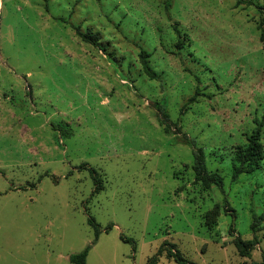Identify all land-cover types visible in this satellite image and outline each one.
I'll return each mask as SVG.
<instances>
[{"label":"rangeland","instance_id":"1","mask_svg":"<svg viewBox=\"0 0 264 264\" xmlns=\"http://www.w3.org/2000/svg\"><path fill=\"white\" fill-rule=\"evenodd\" d=\"M244 1L0 0V264L89 245L87 264H147L164 243L158 264H176L170 244L196 264L264 261V157L233 177L258 127L264 144V0ZM196 148L222 187L195 183Z\"/></svg>","mask_w":264,"mask_h":264},{"label":"trees","instance_id":"2","mask_svg":"<svg viewBox=\"0 0 264 264\" xmlns=\"http://www.w3.org/2000/svg\"><path fill=\"white\" fill-rule=\"evenodd\" d=\"M248 3L244 0H238L236 8L240 7L241 5ZM262 8V7H260ZM264 7L262 8V10ZM259 32H260V40L264 43V26L263 23H260L257 26ZM77 35L86 43L97 45V36L92 35L91 33L83 34L79 29H77ZM185 40H187L185 38ZM183 41L180 40L178 42V46L182 48ZM141 61H142V68L144 73L151 78L152 80H159L160 74L155 71L151 65L150 61L148 60L150 57V54L144 50L141 52ZM197 95L199 92L196 93ZM196 95V96H197ZM193 97L189 103L195 102L197 97ZM187 110V109H184ZM162 116L164 119L161 120V124H165V119H169V115L166 111L163 109H160ZM165 131L169 133V129L165 127ZM184 141L188 143L189 145H192L195 148V145L193 142L190 141V139L187 136H184ZM195 154V160L192 165V170L195 175V183L200 184L205 190H209L213 186L217 185L219 187H222L224 184V179L220 173L211 172L207 167L206 157L203 149H197L194 152ZM264 157V144L261 141V128L258 127L249 137L248 141L245 145L239 146L235 151V158H234V173L233 177L234 179H237L241 174H250L254 170H256L260 166V162L262 161ZM93 173L95 171L93 170ZM96 189L94 193H98L101 188V182L100 180L96 181ZM32 187H36V184H32ZM213 212H208L206 214V224L210 227L213 225ZM215 218V217H214ZM258 221L253 225V228H257L264 222V214L257 219ZM90 225H92L95 228V240L93 244H95L101 235V229L100 226L97 224L96 220L94 218H90L89 220ZM111 226L106 228V232H109L111 230ZM121 239L124 242L132 243V239H128L125 237H121ZM234 245L236 246L238 253L241 257H250L252 251L254 250L257 241L254 240H243L241 237L237 236L234 240ZM168 243H164L158 253L151 257L147 264H158L159 263V257L164 253L165 246H167ZM92 249V245H89L86 247L82 252L73 254L70 256V264H87L88 256L90 253V250ZM167 256L170 259H173L176 264H196L189 259H187L184 254L177 248L176 244H170V249L167 250ZM260 264H264V261Z\"/></svg>","mask_w":264,"mask_h":264},{"label":"crops","instance_id":"3","mask_svg":"<svg viewBox=\"0 0 264 264\" xmlns=\"http://www.w3.org/2000/svg\"><path fill=\"white\" fill-rule=\"evenodd\" d=\"M75 169V168H74ZM37 187V186H36ZM35 188V187H34Z\"/></svg>","mask_w":264,"mask_h":264}]
</instances>
